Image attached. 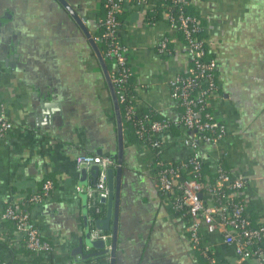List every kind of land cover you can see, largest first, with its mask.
Here are the masks:
<instances>
[{
    "label": "crops",
    "instance_id": "1",
    "mask_svg": "<svg viewBox=\"0 0 264 264\" xmlns=\"http://www.w3.org/2000/svg\"><path fill=\"white\" fill-rule=\"evenodd\" d=\"M67 1L87 18L94 35L103 0ZM191 1L218 63L221 97L213 107L227 125L220 144L201 145L200 158L213 173L223 160L231 173L242 175L248 212L255 223L264 222V0ZM124 14L122 39L130 51L138 107L171 122L170 131L160 137L166 147L162 158L183 160L190 155L183 143L188 133L177 123L180 112L169 81L189 68L188 57L179 51L180 39L163 14L153 25L146 22V11ZM164 36L176 53L162 58L156 48ZM0 105L13 124L10 141L0 139V218L7 204L24 192L47 179L54 183L51 198L31 209L54 251L43 254L0 243V264H110V256L82 263L71 257L85 228L76 159L116 156L118 131L99 61L85 33L57 0H0ZM124 140L116 264H207L191 242L187 219L167 207L158 189L154 151L125 135ZM92 182L89 175V186ZM104 208L101 219L106 218ZM0 229L9 233L14 226L0 220ZM202 242L217 264L241 262L221 240L207 237Z\"/></svg>",
    "mask_w": 264,
    "mask_h": 264
},
{
    "label": "built area",
    "instance_id": "2",
    "mask_svg": "<svg viewBox=\"0 0 264 264\" xmlns=\"http://www.w3.org/2000/svg\"><path fill=\"white\" fill-rule=\"evenodd\" d=\"M192 6L191 0H105V18L101 21L102 33L94 36L99 46L106 44L101 53L113 66L111 79L116 89L120 105H124L126 118L134 123L136 134L154 153L158 189L167 202V207L187 219L190 226V239L196 248L212 251L202 243L204 238L221 240L232 247L240 258L239 264H264V222L255 223L243 200L247 180L242 175L231 173L220 161L216 164L214 177L204 175V162L200 158L203 144L216 146L227 136V125L215 113L213 104L221 97L215 73L218 72L216 59L205 60L204 40L198 37L201 32L199 19L186 12ZM159 9L165 16L169 29L184 38L178 44L180 52L188 57L189 68L177 73L169 81L171 98L180 112L177 120L188 135L183 143L190 155L183 160L165 161L162 155L165 144L161 136L168 133L171 122L155 120L150 114H143L137 104V96L129 89L128 80L133 73L129 67V48L123 42L126 22L119 17L124 13L154 12ZM171 39L164 36L157 45L160 57L171 56ZM191 64V65H190ZM185 73V74H183ZM13 124L7 117L5 107L0 105V139L9 142ZM97 166V183L88 190L90 198L98 203L109 197L108 171L117 164L110 156L81 155L76 159V167L90 170ZM83 188L78 190L82 192ZM54 191V183L47 179L42 188L35 186L30 192L11 201L0 220L11 223L13 231L0 229V243L10 248L50 254L54 246L46 241L32 219L31 209L49 200ZM112 234H105L94 225L91 230L93 240L108 242ZM107 249H111L109 246ZM1 264H18L16 261H3ZM211 264H217L215 258Z\"/></svg>",
    "mask_w": 264,
    "mask_h": 264
},
{
    "label": "water",
    "instance_id": "3",
    "mask_svg": "<svg viewBox=\"0 0 264 264\" xmlns=\"http://www.w3.org/2000/svg\"><path fill=\"white\" fill-rule=\"evenodd\" d=\"M69 13L72 19L78 24L82 31L87 36L88 42L92 47L99 63L102 68V72L105 76L108 88L110 90L113 105L115 109L117 131H118V153L116 156H110L117 164L116 168H112L108 171V189L109 197L107 199L102 198L100 204L107 205V214L105 219H98L95 222L97 229L107 232L111 231V249H107V243L102 240H93L91 238L92 222L89 214V194L81 192L80 197L83 200V218H84V235L79 238L78 245L72 249L71 257H73L76 263H82L87 260H96L105 258L106 256L111 257L110 264H116V252H117V231H118V214L117 206L119 200V194L122 187V175H123V164H124V152H125V140H124V129L123 119L121 113V107L118 101L116 89L111 79V71L109 70L107 63L101 53V50L97 43L94 41V36L91 35L88 27L86 26L87 18L82 17L79 13L71 7L67 0H57ZM91 175L93 182L92 186H89L88 177ZM99 175V169L97 166L92 167L90 170L83 168L80 172L79 187L92 188L96 185ZM113 222V227H112ZM89 251V254L86 252Z\"/></svg>",
    "mask_w": 264,
    "mask_h": 264
},
{
    "label": "trees",
    "instance_id": "4",
    "mask_svg": "<svg viewBox=\"0 0 264 264\" xmlns=\"http://www.w3.org/2000/svg\"><path fill=\"white\" fill-rule=\"evenodd\" d=\"M104 3H105V0H103L102 6H101V10H100V12L97 15V21H98V24H99V29H98L97 32H95V34L93 36L100 35L102 33V31H103L102 28L100 27V23L105 18ZM186 12L191 14V15L196 16L199 19L201 32L199 33V35H198L199 37L198 38L200 40H204L205 41V37H203L204 24H203V21H202V19L200 17V14L194 9L193 6L187 7ZM161 14H162V12L159 9L155 10L154 12H149L148 15H147L146 22L148 24L153 25L154 23H156L160 19ZM125 17H126V14H123V15H121L119 17V20L121 22H124L125 21ZM178 37H179L180 41L183 40L184 35H183V33L181 31H179ZM204 47L206 49V55H205L204 59L205 60L214 59V57L209 53V48H208V45H207L206 41L204 43ZM106 49H107L106 44H103V46H100V50L101 51L102 50H106ZM169 49H170L171 55H174L176 53V49H175L174 46H171V43L169 44ZM107 66H108L110 71H113V66L110 63L107 62ZM183 74H185V73H183ZM215 77L217 78L216 80H217V83H218V72L215 73ZM128 85H129L130 91L132 93H134V76H130L129 77ZM120 107H121V113H122V119H123L124 135L127 136V138L132 143H135V142L136 143H142L143 141L136 134V129L134 127V123H132L131 121H128L127 118H126L124 105L122 104V105H120ZM142 113L143 114H150V115L153 116V118L155 120H159L151 113H147V112H142ZM220 162L225 167L223 160H221ZM225 169H227V168L225 167ZM204 175L209 176L210 180L213 179V177H214V173L211 172L210 169L206 165H204ZM38 187L41 189L42 185H40ZM9 204H10V202L7 204V206ZM89 205H90L89 214H90V217H91V222H92V227H93L95 225L96 220L104 218V216H105V208H104V205L98 203L96 198H90L89 199ZM105 234L109 235V234H112V233H111V231H107V232H105ZM196 250H197L198 256L202 260H204L207 264H211V261L215 258L212 251H207L206 255H205V253L203 252L204 248L196 247Z\"/></svg>",
    "mask_w": 264,
    "mask_h": 264
},
{
    "label": "rangeland",
    "instance_id": "5",
    "mask_svg": "<svg viewBox=\"0 0 264 264\" xmlns=\"http://www.w3.org/2000/svg\"><path fill=\"white\" fill-rule=\"evenodd\" d=\"M100 64V63H99Z\"/></svg>",
    "mask_w": 264,
    "mask_h": 264
}]
</instances>
